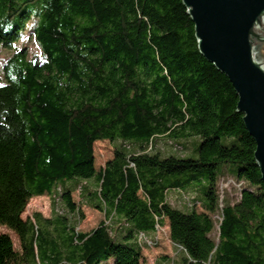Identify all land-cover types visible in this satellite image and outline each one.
I'll use <instances>...</instances> for the list:
<instances>
[{"label":"trees","instance_id":"obj_1","mask_svg":"<svg viewBox=\"0 0 264 264\" xmlns=\"http://www.w3.org/2000/svg\"><path fill=\"white\" fill-rule=\"evenodd\" d=\"M0 53V227L21 245L0 230V264H144L163 226L171 264H264L256 141L182 0H0ZM42 195L55 217L23 218ZM85 206L104 219L78 231Z\"/></svg>","mask_w":264,"mask_h":264},{"label":"water","instance_id":"obj_2","mask_svg":"<svg viewBox=\"0 0 264 264\" xmlns=\"http://www.w3.org/2000/svg\"><path fill=\"white\" fill-rule=\"evenodd\" d=\"M195 24L200 53L225 73L237 111L256 141L264 181V0H182Z\"/></svg>","mask_w":264,"mask_h":264},{"label":"rangeland","instance_id":"obj_3","mask_svg":"<svg viewBox=\"0 0 264 264\" xmlns=\"http://www.w3.org/2000/svg\"><path fill=\"white\" fill-rule=\"evenodd\" d=\"M21 38L20 41L24 38L23 31H21ZM30 49L32 52H38L37 47L35 44H32L30 46ZM264 50V48H263ZM6 54V53H5ZM2 57V53H0V59ZM1 61V60H0ZM201 142V138H198V140L191 139L188 142V148L185 153L186 156L189 157H198V154L195 150L196 147H198L199 143ZM164 142L163 144H165ZM113 155V143L109 140H104V141H99L95 143V156H96V166L97 168H100L102 165H104L105 161L109 158H111ZM220 170L223 171L225 169H231L234 167L233 164L231 163H221L219 165ZM224 181L226 182L229 178V175H225ZM221 182V181H220ZM227 183H229L230 187H227V190H224V195L227 196L229 194L230 196L236 197V190L233 187L236 182H233L232 180H229ZM73 198L75 202L79 201V192L76 191L73 193ZM84 219H82L78 224H77V230L78 231H83V230H90L92 228H95L96 226L99 225V223L104 219V214L96 209L90 208V207H84ZM200 209V208H199ZM58 212L60 213H66L64 205L62 202H59L58 204ZM36 213H39L42 215L44 218H52L55 217L54 213V206H53V200L50 198L49 195H42V196H34L32 197L27 206L25 212L22 214L23 218H28L34 216ZM77 220H71L69 219L70 224H74ZM54 225H51V228H53ZM164 230H166L165 233H162L161 240L159 241V244L154 248V249H149L145 251L144 257L145 261L144 264H171L169 262V259H172V257L177 256V248L173 244V242L170 240L169 237V230L165 226ZM1 231H5L10 233L14 246L17 250L21 249L20 241L16 233L13 231L5 228V227H0ZM215 236L217 234V230H214L213 233ZM58 251V250H57ZM14 264V263H12Z\"/></svg>","mask_w":264,"mask_h":264},{"label":"built area","instance_id":"obj_4","mask_svg":"<svg viewBox=\"0 0 264 264\" xmlns=\"http://www.w3.org/2000/svg\"><path fill=\"white\" fill-rule=\"evenodd\" d=\"M228 184H229V183H227V185H228ZM158 229L161 230V229L159 228V226H158ZM140 237H141V238H145L143 234H141ZM148 242L151 243V241H148Z\"/></svg>","mask_w":264,"mask_h":264},{"label":"crops","instance_id":"obj_5","mask_svg":"<svg viewBox=\"0 0 264 264\" xmlns=\"http://www.w3.org/2000/svg\"><path fill=\"white\" fill-rule=\"evenodd\" d=\"M175 197V195H173Z\"/></svg>","mask_w":264,"mask_h":264}]
</instances>
